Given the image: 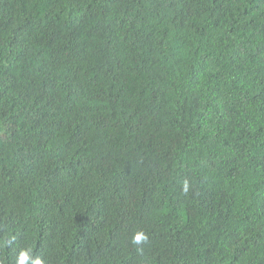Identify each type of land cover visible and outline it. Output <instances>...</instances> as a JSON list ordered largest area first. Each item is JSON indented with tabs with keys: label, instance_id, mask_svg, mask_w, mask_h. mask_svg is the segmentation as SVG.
<instances>
[{
	"label": "trees",
	"instance_id": "obj_1",
	"mask_svg": "<svg viewBox=\"0 0 264 264\" xmlns=\"http://www.w3.org/2000/svg\"><path fill=\"white\" fill-rule=\"evenodd\" d=\"M25 250L264 264V0H0V264Z\"/></svg>",
	"mask_w": 264,
	"mask_h": 264
},
{
	"label": "clouds",
	"instance_id": "obj_2",
	"mask_svg": "<svg viewBox=\"0 0 264 264\" xmlns=\"http://www.w3.org/2000/svg\"><path fill=\"white\" fill-rule=\"evenodd\" d=\"M146 239L147 237L143 233H138L134 236L133 243L140 244ZM30 260H31V264H43V261H41L39 258L32 260L31 252L28 250L20 252L17 264H28Z\"/></svg>",
	"mask_w": 264,
	"mask_h": 264
}]
</instances>
